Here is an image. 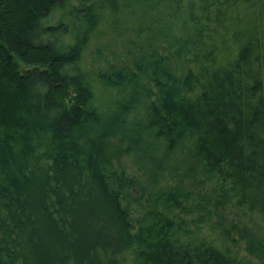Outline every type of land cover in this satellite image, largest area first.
Instances as JSON below:
<instances>
[{
    "label": "trees",
    "instance_id": "16d2710c",
    "mask_svg": "<svg viewBox=\"0 0 264 264\" xmlns=\"http://www.w3.org/2000/svg\"><path fill=\"white\" fill-rule=\"evenodd\" d=\"M107 7L132 64L92 74ZM240 241L264 260V0H0V264H257Z\"/></svg>",
    "mask_w": 264,
    "mask_h": 264
},
{
    "label": "rangeland",
    "instance_id": "374dc122",
    "mask_svg": "<svg viewBox=\"0 0 264 264\" xmlns=\"http://www.w3.org/2000/svg\"><path fill=\"white\" fill-rule=\"evenodd\" d=\"M71 2L79 3V0H71ZM134 18L135 16L128 18L125 14H120L117 19V15L111 9L108 7L103 9L101 22L83 55V67L88 68L94 74L99 71L100 65L107 68L110 62L121 64L122 61H125V63L132 64L133 54L129 53V49H132L133 45L130 42L137 38ZM107 60H109V64ZM22 67L23 69L27 68L24 64ZM123 161L128 166L134 165V160L130 156H125ZM239 243L242 255H247L254 262L256 261L257 264H264L263 259L257 256L252 257L247 253L245 241H240Z\"/></svg>",
    "mask_w": 264,
    "mask_h": 264
}]
</instances>
